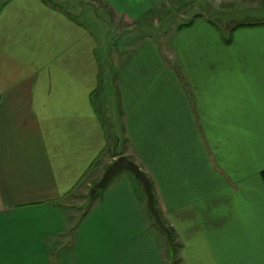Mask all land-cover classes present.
Here are the masks:
<instances>
[{
	"label": "crops",
	"instance_id": "0c3cea01",
	"mask_svg": "<svg viewBox=\"0 0 264 264\" xmlns=\"http://www.w3.org/2000/svg\"><path fill=\"white\" fill-rule=\"evenodd\" d=\"M101 1L127 30L167 0ZM193 19L159 46L126 41L102 88L82 22L45 0L0 4V264H162L132 175L73 214L119 132V155L149 179L173 232L175 264H264V23L223 35Z\"/></svg>",
	"mask_w": 264,
	"mask_h": 264
},
{
	"label": "rangeland",
	"instance_id": "374dc122",
	"mask_svg": "<svg viewBox=\"0 0 264 264\" xmlns=\"http://www.w3.org/2000/svg\"><path fill=\"white\" fill-rule=\"evenodd\" d=\"M3 1L0 0V4ZM47 2L64 10L70 17L78 19L98 40L97 57L99 60L101 59L99 65L102 88L107 82L104 70L109 68L113 57L115 61L117 52L126 48L124 46L126 41L138 38L145 39L149 36L159 46L162 43L161 35L169 33L174 26L186 24L196 16H201L211 22L219 28L223 35H226L227 30L232 26L254 22L264 23V0H167L156 14H150V20H143L127 30L123 27L124 24L113 17L109 8L101 0H47ZM121 136L119 132V147L115 151V156L122 154L125 149ZM128 158L133 157L128 155ZM125 173L131 175L122 170L114 177L125 175ZM102 190H98L91 198L88 192H85L83 197L73 200V207L75 208L73 214L77 215L76 219H79L89 210L94 199H96V195ZM152 228L165 241L166 249L162 264H175L174 243L172 247L168 245L165 236L153 223Z\"/></svg>",
	"mask_w": 264,
	"mask_h": 264
},
{
	"label": "water",
	"instance_id": "95a60500",
	"mask_svg": "<svg viewBox=\"0 0 264 264\" xmlns=\"http://www.w3.org/2000/svg\"><path fill=\"white\" fill-rule=\"evenodd\" d=\"M122 170L129 172L140 184L142 191L146 197V207L148 212L152 216L156 226L165 234L167 241L171 243L170 233L161 222L159 214L155 208L154 195L148 178L135 163L128 160L125 156L117 157L108 165L99 181L94 185L92 189H90L89 197L91 198L98 190L104 189L110 179Z\"/></svg>",
	"mask_w": 264,
	"mask_h": 264
},
{
	"label": "trees",
	"instance_id": "16d2710c",
	"mask_svg": "<svg viewBox=\"0 0 264 264\" xmlns=\"http://www.w3.org/2000/svg\"><path fill=\"white\" fill-rule=\"evenodd\" d=\"M45 1H47V0H45ZM54 6V5H53ZM54 7H56V6H54ZM117 157H120V155L119 156H115L114 157V159H116ZM128 159V158H127ZM128 160H130V159H128ZM130 161H132V160H130ZM108 167V166H107ZM106 169V168H105ZM149 180V179H148ZM150 182V181H149ZM263 182H264V173H263ZM92 187H94V185L92 186ZM87 212H85L83 215H85ZM149 215H150V213H149ZM150 217H151V219H152V223L156 226V224L154 223V221H153V218H152V216L150 215ZM157 227V226H156ZM167 229H168V231H169V233H170V236H171V243H168V241H167V244L168 245H170L171 247L173 246V240H174V238H173V232H172V230L169 228V227H166ZM157 229L165 236V234L157 227ZM165 238H166V236H165Z\"/></svg>",
	"mask_w": 264,
	"mask_h": 264
}]
</instances>
